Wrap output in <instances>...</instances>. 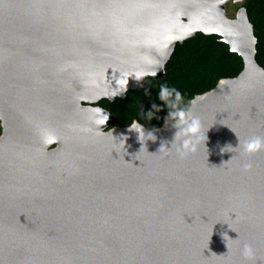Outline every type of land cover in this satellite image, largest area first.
I'll return each mask as SVG.
<instances>
[{
    "label": "water",
    "instance_id": "1",
    "mask_svg": "<svg viewBox=\"0 0 264 264\" xmlns=\"http://www.w3.org/2000/svg\"><path fill=\"white\" fill-rule=\"evenodd\" d=\"M225 4L0 0V264H264V150L243 152L264 138V68L246 9L231 21ZM198 33L244 70L192 102L197 151L176 153L177 121L139 123L156 137L145 142L104 132L118 119L83 103L164 78Z\"/></svg>",
    "mask_w": 264,
    "mask_h": 264
},
{
    "label": "trees",
    "instance_id": "2",
    "mask_svg": "<svg viewBox=\"0 0 264 264\" xmlns=\"http://www.w3.org/2000/svg\"><path fill=\"white\" fill-rule=\"evenodd\" d=\"M245 9L254 26L257 44V61L264 68V0H248ZM217 35L198 33L183 44L179 43L166 66L164 78H148L144 88L129 91L125 99L115 102L101 101V106L118 119L119 127H130L139 122L149 130L162 128L170 121H176L172 113L176 110L191 109L197 96L214 90L224 79L237 78L244 70L243 58L231 51V47ZM167 85L182 94L178 108L170 101L162 100L160 88ZM136 102L132 111L128 105ZM186 116V115H185Z\"/></svg>",
    "mask_w": 264,
    "mask_h": 264
},
{
    "label": "clouds",
    "instance_id": "3",
    "mask_svg": "<svg viewBox=\"0 0 264 264\" xmlns=\"http://www.w3.org/2000/svg\"><path fill=\"white\" fill-rule=\"evenodd\" d=\"M159 94L162 100L170 101L171 106L174 107L175 109L178 108L179 102L182 100L181 92L176 88H169L167 85L161 86ZM185 115L191 116L190 110L187 113L184 110H176L172 113V116L174 118H178L176 119L177 127L180 128V132L176 137V141L172 145H176V153L180 155L182 158L189 152L197 151V147L192 146V141L189 138L190 134L193 132L200 133V135L197 136L198 144L201 138L203 137V135H205L202 131L201 122L196 118H192L190 122H186L184 119ZM129 130L138 133L141 142L156 139V137L152 133L146 134L144 128L138 122H133L130 125ZM179 136H183L184 139L181 140L179 144H177V140ZM205 142L203 146H205ZM261 150H264V138L261 137H255L253 139H250L243 145V152L247 155H254L260 152ZM250 169H251L250 164L245 165V171H248Z\"/></svg>",
    "mask_w": 264,
    "mask_h": 264
},
{
    "label": "rangeland",
    "instance_id": "4",
    "mask_svg": "<svg viewBox=\"0 0 264 264\" xmlns=\"http://www.w3.org/2000/svg\"><path fill=\"white\" fill-rule=\"evenodd\" d=\"M226 1V4H225V7L224 9L222 10V13L227 17V19L231 20V21H235V20H238L239 16L241 13L244 12L245 10V4L248 0H241V1H237V0H225ZM196 36H193L187 40H185L184 42H179L181 44L187 42V41H190L191 39L195 38ZM222 41V40H221ZM223 42V41H222ZM150 78V77H149ZM148 81V78L146 79V83ZM85 106H92V107H101V102H99L98 104H90V103H85ZM129 109L130 110H134L135 107H136V102L132 101L129 103L128 105ZM139 123V122H138ZM168 123V122H167ZM165 123L163 125V127L167 124ZM116 127H119L118 124L117 125H114V126H111L109 128H107L106 130H104V132H109L111 131L112 129L116 128ZM122 128V127H121ZM126 128H129V127H126ZM161 129V128H159ZM157 130V129H156Z\"/></svg>",
    "mask_w": 264,
    "mask_h": 264
},
{
    "label": "flooded vegetation",
    "instance_id": "5",
    "mask_svg": "<svg viewBox=\"0 0 264 264\" xmlns=\"http://www.w3.org/2000/svg\"><path fill=\"white\" fill-rule=\"evenodd\" d=\"M83 105L85 106V103H83ZM10 129H11V125H10L9 119L7 117L0 119V139L4 137H8ZM10 139H12L15 142H19V143L21 141L19 138V135L18 137L11 136ZM58 146L59 144L55 143L50 147V150H56L58 149Z\"/></svg>",
    "mask_w": 264,
    "mask_h": 264
}]
</instances>
